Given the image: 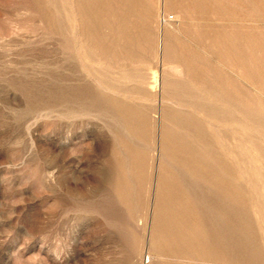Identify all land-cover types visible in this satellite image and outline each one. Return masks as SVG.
Returning <instances> with one entry per match:
<instances>
[{"label": "rangeland", "instance_id": "obj_1", "mask_svg": "<svg viewBox=\"0 0 264 264\" xmlns=\"http://www.w3.org/2000/svg\"><path fill=\"white\" fill-rule=\"evenodd\" d=\"M0 264H264V0H0Z\"/></svg>", "mask_w": 264, "mask_h": 264}]
</instances>
